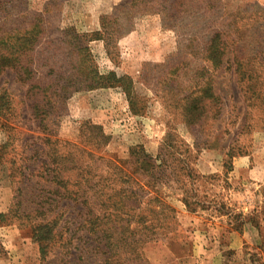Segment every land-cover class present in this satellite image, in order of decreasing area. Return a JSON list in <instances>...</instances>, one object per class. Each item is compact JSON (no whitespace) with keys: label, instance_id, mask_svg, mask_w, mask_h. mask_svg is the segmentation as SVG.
<instances>
[{"label":"rangeland","instance_id":"1","mask_svg":"<svg viewBox=\"0 0 264 264\" xmlns=\"http://www.w3.org/2000/svg\"><path fill=\"white\" fill-rule=\"evenodd\" d=\"M7 50L0 264H96L84 211L51 181L53 146L95 183L117 163L138 199L149 180L151 208L174 209L176 226L150 234L130 264H264V0H0V59ZM93 71L106 87L85 88ZM42 219L57 233L45 258L33 233Z\"/></svg>","mask_w":264,"mask_h":264},{"label":"trees","instance_id":"2","mask_svg":"<svg viewBox=\"0 0 264 264\" xmlns=\"http://www.w3.org/2000/svg\"><path fill=\"white\" fill-rule=\"evenodd\" d=\"M74 35L76 42L80 43V37L82 36H78L76 33H74ZM14 50H7L6 55L0 59V72L3 68L13 66V60L10 54L14 52ZM77 50L81 53L84 52L82 48ZM217 63L218 61H215V64ZM234 74L238 82H253L255 87L258 85L253 81V77L250 73L238 71L236 69L234 70ZM254 77L257 78V76ZM107 78V76H100L93 71L90 83H88V86L85 88L94 89L106 87ZM111 78L112 84L119 82L115 80L113 76H111ZM247 92H250L252 96L255 95L256 98L259 95L250 90L245 91L244 94ZM205 95L214 100L215 103L217 102V98L211 92L210 87L206 88ZM197 109V101L194 100L185 111L189 113V111H195ZM245 119L246 117L244 120ZM191 123V121L188 122V124ZM88 129L92 130L93 135L95 134L93 138L96 142H93L92 145L96 148L98 146L100 147V145L102 146L106 138L98 133V128L89 126ZM90 141L92 143L93 140ZM48 142H50L51 145L57 144L56 139L53 141L48 140ZM164 146L169 147L171 143L166 140ZM52 148L51 181L54 180V183L57 181V185L59 184V188L62 189L63 195L60 199L74 203L80 206L84 211L87 217L83 225L86 234L85 243L90 244L88 248L90 247L96 254V264H128V262L130 264L133 260L139 259L136 246L143 245L149 240L150 234L157 235L156 231L158 230L176 226L177 223L173 208L162 201L159 202L157 211L151 208V205L157 200L158 194L149 187V180L143 182L142 185L137 184L138 189L146 194L145 198L141 200L126 186L130 181V176L125 171L122 173L117 163L113 162L111 166L113 170L119 173L115 172L109 175L107 179L110 180V182L103 184L98 180L99 182L97 181L95 183L92 177H96V175L92 176V174L89 175V173H87V175L80 174V172H83L81 169L82 166L79 163H75V159L70 155L56 156L57 153L55 150H57V148L55 146ZM86 152L87 151H85V153ZM133 154L134 151H130V156L134 157L135 155ZM86 155L88 157H94L88 152ZM225 155L230 158L233 157L229 150ZM139 163L141 165V170L150 175V171L153 169L151 157L143 156ZM74 172H77V174L75 175V180L72 181L71 177L67 174H72ZM79 177L83 179L81 183L77 182ZM117 182L124 184L125 188L121 186V190H117ZM120 192L125 194L121 195ZM150 193H152V195L155 194L154 196L156 197H148ZM187 205L188 204L185 202L186 207ZM159 218H162V220H159ZM33 231L35 240L40 245V254L45 258L47 254L52 252L56 242L57 233L55 231V224L42 219L37 222ZM86 251L87 250H84L80 255H86ZM116 256L121 258V263H117Z\"/></svg>","mask_w":264,"mask_h":264}]
</instances>
